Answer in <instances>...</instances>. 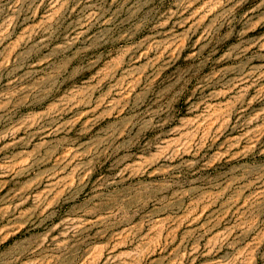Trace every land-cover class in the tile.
<instances>
[{
  "label": "rangeland",
  "instance_id": "374dc122",
  "mask_svg": "<svg viewBox=\"0 0 264 264\" xmlns=\"http://www.w3.org/2000/svg\"><path fill=\"white\" fill-rule=\"evenodd\" d=\"M0 264H264V0H0Z\"/></svg>",
  "mask_w": 264,
  "mask_h": 264
}]
</instances>
